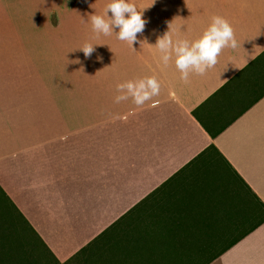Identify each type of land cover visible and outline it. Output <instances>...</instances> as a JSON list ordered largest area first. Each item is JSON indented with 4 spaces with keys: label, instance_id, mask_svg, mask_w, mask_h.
<instances>
[{
    "label": "crops",
    "instance_id": "obj_1",
    "mask_svg": "<svg viewBox=\"0 0 264 264\" xmlns=\"http://www.w3.org/2000/svg\"><path fill=\"white\" fill-rule=\"evenodd\" d=\"M107 2L0 0L8 204L60 264L107 241L121 264H264V95L216 135L204 126L217 131L248 105L264 70V57L252 64L264 52V0H132L149 7L137 35L151 44L172 19L184 26L173 37L187 39L213 15L229 21L242 47L187 82L155 46L94 33L86 13ZM85 43L101 45L85 58ZM145 75L160 81L158 96L114 101L117 83Z\"/></svg>",
    "mask_w": 264,
    "mask_h": 264
},
{
    "label": "clouds",
    "instance_id": "obj_2",
    "mask_svg": "<svg viewBox=\"0 0 264 264\" xmlns=\"http://www.w3.org/2000/svg\"><path fill=\"white\" fill-rule=\"evenodd\" d=\"M155 2L156 0H153L151 6ZM147 8L149 7H138L132 0H108L102 15L95 12L86 14L94 33L104 36L115 34L118 40L126 41L134 48V43L140 46L142 42H147L137 35L143 33L148 23L144 17V10ZM171 21L167 22V30L162 35L156 36L154 44L147 43L158 50L159 63L165 68L170 63L173 64L179 73V78L184 82L189 80L191 74L204 75L208 69L213 68L225 48L235 50L242 47L243 42L237 41L231 24L221 15H213L207 26L193 39L181 38L178 35L174 38L173 33H180L184 26L177 25L173 28ZM97 45L101 44L85 43L76 50L82 51L85 58H88ZM253 58L247 57L245 63ZM96 59L101 60L102 57L97 55ZM234 68L240 69V67ZM223 80L226 82V79ZM115 88L116 103L131 99L133 104L142 106L159 95L161 84L155 75H145L123 80L117 83Z\"/></svg>",
    "mask_w": 264,
    "mask_h": 264
},
{
    "label": "rangeland",
    "instance_id": "obj_3",
    "mask_svg": "<svg viewBox=\"0 0 264 264\" xmlns=\"http://www.w3.org/2000/svg\"><path fill=\"white\" fill-rule=\"evenodd\" d=\"M261 78L249 84L250 94L254 89L261 90L264 84V78ZM15 215L12 207L0 199V264H60ZM115 250L113 241L103 242L90 254L78 256L65 264H111L114 263L111 260Z\"/></svg>",
    "mask_w": 264,
    "mask_h": 264
},
{
    "label": "trees",
    "instance_id": "obj_4",
    "mask_svg": "<svg viewBox=\"0 0 264 264\" xmlns=\"http://www.w3.org/2000/svg\"><path fill=\"white\" fill-rule=\"evenodd\" d=\"M264 57V52L260 55V56H258L253 62H252V64L253 63H255V62H258L259 60H261V58H263ZM248 68H249V66L248 67H246V68H244L243 70H242V73L244 72H246L247 70H248ZM264 78V70L262 71V72H260L259 73V77L258 78H256V79H260V78ZM259 81V80H258ZM251 83H252V81H251ZM251 83H249V84H251ZM256 86H258L259 87V84L258 85H256ZM225 88V87H224ZM248 89H249V85H248ZM248 92H249V90H248ZM264 95V84H263V87L261 88V90H258V92L254 89V90H252V93L250 94V96H248V99H249V101H247L248 102V105L245 107V108H243L235 117H233L227 124H225V125H223V126H221L220 128H219V130H217V131H214L211 127H209L207 124H205L204 123V126L206 127V129L211 133V135L212 136H214V135H216L218 132H220V131H222L224 128H226L227 126H228V124L230 123V122H232L237 116H239L241 113H243L249 106H251L254 102H256L260 97H262ZM0 199L5 203H8L10 200H9V198H8V196L6 195V193L0 188ZM5 205V204H4ZM13 209V208H12ZM14 210V209H13ZM15 213H16V215H15ZM14 215L15 216H18L19 218H21V220L23 221V223L25 224V226L27 227V229H28V231L29 232H32L33 234H34V236L38 239V241L40 242V244H41V246H42V248L44 247L45 248V245H44V242L42 241V239L40 238V237H38V235H37V233H36V231L30 226V224L28 223V221L24 218V216L22 215V213H20L17 209H15L14 210ZM46 249V248H45ZM48 252V251H47ZM116 253H114V259L113 260H111L112 262H114V263H111V264H121V261H115V257H116V255H115ZM79 256V255H78ZM78 256H76V257H78ZM75 257V258H76ZM74 259V258H73ZM72 259V260H73ZM71 261V260H70ZM58 262V261H57ZM67 262H69V261H67ZM67 262H65V263H67ZM108 263H110V261H107ZM59 263V262H58ZM65 263H62V264H65ZM123 264V263H122ZM129 264V263H128ZM140 264H147V263H140Z\"/></svg>",
    "mask_w": 264,
    "mask_h": 264
}]
</instances>
